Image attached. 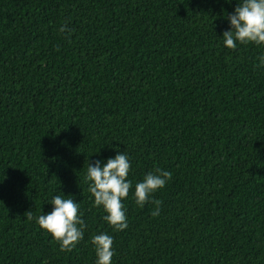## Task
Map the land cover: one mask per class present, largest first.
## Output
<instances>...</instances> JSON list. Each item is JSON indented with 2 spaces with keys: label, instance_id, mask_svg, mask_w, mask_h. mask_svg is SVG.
I'll use <instances>...</instances> for the list:
<instances>
[{
  "label": "trees",
  "instance_id": "16d2710c",
  "mask_svg": "<svg viewBox=\"0 0 264 264\" xmlns=\"http://www.w3.org/2000/svg\"><path fill=\"white\" fill-rule=\"evenodd\" d=\"M239 0H0V264H264V45L225 46ZM71 30L70 39L59 32ZM124 152L133 188L117 232L88 162ZM172 179L135 203V184ZM80 203L72 252L35 220Z\"/></svg>",
  "mask_w": 264,
  "mask_h": 264
},
{
  "label": "clouds",
  "instance_id": "9594fccd",
  "mask_svg": "<svg viewBox=\"0 0 264 264\" xmlns=\"http://www.w3.org/2000/svg\"><path fill=\"white\" fill-rule=\"evenodd\" d=\"M231 29L223 33V41L227 48L235 50L240 45H264V0H239L233 14L227 16ZM61 34L70 39L71 30L66 26L59 28ZM264 64V58H261ZM131 169L129 157L121 152L115 158H109L103 165L88 162L86 180L91 182L89 192L94 197V206L102 207L106 215L103 217L117 232L128 228V217L122 203L133 188L128 179ZM172 179L169 171L160 168L147 173L143 180L135 184V203L143 208L148 203L156 207L151 215L160 214L161 201L155 200L154 194L166 187ZM51 204L53 210L48 214L34 216L32 211L25 213L27 221L35 220L39 227L50 234L60 245L61 252H72L84 239L86 224L81 218L80 203L70 196L57 195ZM91 243L95 247L96 264H112L115 255L113 237L101 233L93 235Z\"/></svg>",
  "mask_w": 264,
  "mask_h": 264
}]
</instances>
